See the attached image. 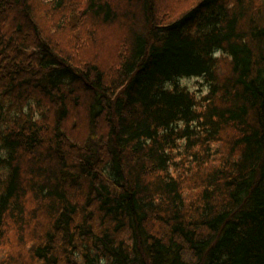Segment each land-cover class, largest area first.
<instances>
[{
	"label": "trees",
	"instance_id": "obj_1",
	"mask_svg": "<svg viewBox=\"0 0 264 264\" xmlns=\"http://www.w3.org/2000/svg\"><path fill=\"white\" fill-rule=\"evenodd\" d=\"M158 6L0 0V264H264V0Z\"/></svg>",
	"mask_w": 264,
	"mask_h": 264
},
{
	"label": "rangeland",
	"instance_id": "obj_2",
	"mask_svg": "<svg viewBox=\"0 0 264 264\" xmlns=\"http://www.w3.org/2000/svg\"><path fill=\"white\" fill-rule=\"evenodd\" d=\"M82 1V0H78ZM115 3V1L119 2L122 5V0H110ZM188 0H158L159 6H162L168 11V13H177L180 9L187 6ZM158 6V8H160ZM122 9V6L120 7ZM163 11V12H166ZM78 14V12H77ZM124 28L121 27L120 23H114L109 26H105L102 28H97L94 31L93 37L94 39L87 43L82 50L79 52V55L83 57L95 58L99 60L103 64H111L115 58V54L118 56V53L123 44V40L125 39ZM179 84L186 89L190 90L196 96L200 97L207 92V85L205 84L202 78H187L180 80ZM80 126V122H79ZM77 126L75 132L73 133L74 137L79 135L81 131V127ZM83 132V131H82ZM82 134V133H81ZM11 230V229H10ZM7 231V237L0 240V260L6 253H10L15 250V245H17V234L16 230Z\"/></svg>",
	"mask_w": 264,
	"mask_h": 264
}]
</instances>
